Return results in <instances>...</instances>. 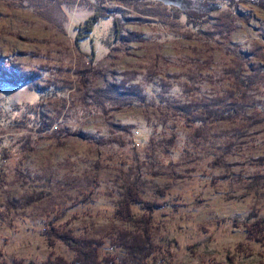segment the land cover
Here are the masks:
<instances>
[{
	"label": "rangeland",
	"instance_id": "obj_1",
	"mask_svg": "<svg viewBox=\"0 0 264 264\" xmlns=\"http://www.w3.org/2000/svg\"><path fill=\"white\" fill-rule=\"evenodd\" d=\"M0 147V264H264V0H0Z\"/></svg>",
	"mask_w": 264,
	"mask_h": 264
},
{
	"label": "trees",
	"instance_id": "obj_2",
	"mask_svg": "<svg viewBox=\"0 0 264 264\" xmlns=\"http://www.w3.org/2000/svg\"><path fill=\"white\" fill-rule=\"evenodd\" d=\"M103 19H107L106 22L111 25L113 35H114L113 37L116 38L120 32V27H119L118 22L115 19H112L108 15H105V16L101 15L99 12L93 13L83 22V24L78 25V27L76 28L77 35L75 38V44L76 46H78V48H80L81 43H83L84 41H89V44L91 46L90 54H91L92 61H93V58L96 56L94 45H93L94 40L96 38L95 32L97 28L99 27V25L102 24L100 23V21ZM106 22H103V23H106ZM97 97L99 100H102L105 102H113L114 100H118V102H122L124 103V105H129L130 100L137 98V92L132 90V91H129L127 94L119 95L117 98L115 97L114 94L110 93L109 90L104 89V90L98 91ZM202 108L203 109L201 110L200 115H202L205 120H210V121H226L238 115V112L235 109L229 110V111H216V110L210 109L208 105H205ZM184 109L185 108H182L180 109V111L183 117L186 119L190 115V113H188ZM30 114H31V117L35 115L34 112H31ZM197 120L199 121V119ZM28 122H29L28 124L30 125L29 130L33 132L42 133L49 129L45 126H42L40 121L38 122L37 119H30ZM6 151H7L6 147H0V161L7 159ZM124 196L125 197L123 198V200H121L119 206L117 207L118 208L117 213L118 214L120 213L119 215H121V217H124L123 215H125V212L127 211L128 206L136 205L139 203L138 197L135 194H133L132 189L128 187L124 192ZM144 208L147 211H153L154 209L153 205L149 203H145ZM128 216L129 214H127L126 218H129ZM250 226H251V229L254 231V233H252V230L250 229L251 232L247 231L249 232V234H256V233L264 232V220L262 219L256 220ZM92 242L93 241L91 240H87V241L84 240V241L77 242L76 244H71L73 245L72 248L76 252V257H74V259L71 262H67L63 258L58 257L54 260L48 259L45 264H113L114 263L113 260L108 259L107 257L101 261L98 260V254L96 250H98V248L102 244L97 242L95 247H93Z\"/></svg>",
	"mask_w": 264,
	"mask_h": 264
}]
</instances>
